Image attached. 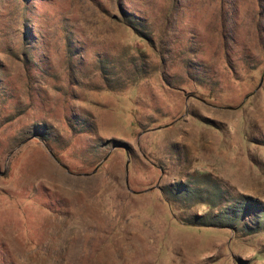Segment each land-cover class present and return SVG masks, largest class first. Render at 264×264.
<instances>
[{"label": "rangeland", "instance_id": "1", "mask_svg": "<svg viewBox=\"0 0 264 264\" xmlns=\"http://www.w3.org/2000/svg\"><path fill=\"white\" fill-rule=\"evenodd\" d=\"M0 264H264V0H0Z\"/></svg>", "mask_w": 264, "mask_h": 264}, {"label": "water", "instance_id": "2", "mask_svg": "<svg viewBox=\"0 0 264 264\" xmlns=\"http://www.w3.org/2000/svg\"><path fill=\"white\" fill-rule=\"evenodd\" d=\"M107 158V157H106ZM129 162H130V157H128V162L126 164V184L129 190H132L129 182Z\"/></svg>", "mask_w": 264, "mask_h": 264}]
</instances>
